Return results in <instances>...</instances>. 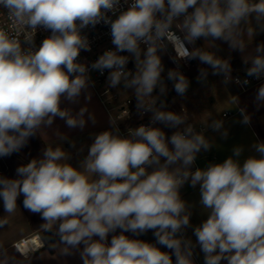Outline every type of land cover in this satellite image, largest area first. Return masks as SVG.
Returning a JSON list of instances; mask_svg holds the SVG:
<instances>
[{"label": "clouds", "instance_id": "obj_1", "mask_svg": "<svg viewBox=\"0 0 264 264\" xmlns=\"http://www.w3.org/2000/svg\"><path fill=\"white\" fill-rule=\"evenodd\" d=\"M0 10L9 21L0 25V157L19 152L57 118L69 129L95 125L86 106L62 107L65 101L78 103L82 94L91 99L93 71H107V87L131 92L136 110L150 114L148 124L126 134L110 116V127L93 134L76 166L64 147L67 142L76 148L75 142L57 131L58 142L17 167L16 178L0 176L6 214L0 228L22 196L23 209L39 215L61 255L78 253L81 264H197V248L203 264H264V141H254L251 154L235 145L222 162L197 167L212 140L187 112L169 110L161 99L168 93L166 81L178 96L186 95L191 82L181 61L206 66L198 70L200 83L209 75L229 82L230 62L196 42L215 47L220 41L243 54L264 35V0H0ZM101 23L110 28L113 48L91 64L81 62V51H91L83 30ZM41 29L50 34L37 45ZM170 48L176 67L165 77L162 57ZM244 65V85L247 77L264 78V41L255 44ZM255 103L264 107V84ZM238 111L239 123L250 125L246 109ZM207 127L222 139L229 135L222 120L210 119ZM186 184L199 187L206 215L196 226L191 224L195 204L181 196ZM189 228L195 240L187 235ZM148 231L154 243L125 234ZM0 264L17 261L5 253Z\"/></svg>", "mask_w": 264, "mask_h": 264}, {"label": "crops", "instance_id": "obj_2", "mask_svg": "<svg viewBox=\"0 0 264 264\" xmlns=\"http://www.w3.org/2000/svg\"><path fill=\"white\" fill-rule=\"evenodd\" d=\"M264 41V35L257 36L253 42L249 44V47L242 54L240 52H231L228 49L227 44L220 41L215 42V47L208 41H197L195 47H203L206 50L213 51L215 54L225 60H228L234 69H239L245 72L244 61L255 49V44ZM193 67L201 68L206 67L201 65L198 60H191ZM198 85L203 84L196 81ZM214 86H216L217 97L210 98L209 103L204 101L200 102L199 99H190L186 103L180 105V112H187L190 117V122L202 125L205 128V135L212 140L213 148L207 153H201L198 156L196 166L204 167L208 162H222L227 156L231 154V149L235 145H243L246 149L245 155L251 154L249 146L256 141H264V107H257L255 103V94L261 84H264V79L260 81H254L249 86L243 88L240 85L229 81L225 82V77L222 79L212 80ZM201 86V85H200ZM88 93L91 95V99H86V94H82L79 102L76 104H70L68 102L62 103V107H69L73 111H78L80 107L86 106L89 112L94 113L96 117V124L91 122L83 129H69L66 127L65 122L57 118L51 128L41 131L37 136L31 138L28 144L23 147L19 152L13 153L7 157H0V176L8 178H16V169L21 164L29 162L33 158H37L41 155L42 149L48 146L50 143L57 141V131L66 134L70 141H74L76 148L69 147V144L65 142L64 147L71 153V160L74 166L78 165L80 159L87 152V146L92 143L93 134L99 133L110 127L109 118L110 115L103 105L102 101L98 97L95 89L90 87ZM217 100L221 102V108L214 110L212 107L216 104ZM172 101V99L170 100ZM170 102L167 104L169 106ZM104 108L105 112L103 111ZM238 107L245 108L247 113L251 117L250 125H243L239 123L241 119L240 113L237 111ZM227 110L233 111V115L226 117L224 112ZM175 112L178 110L175 107ZM179 113V112H178ZM107 114V115H106ZM196 119L198 123L192 121ZM210 119L222 120L224 129L228 131L229 135L227 139H222L220 133L211 131L207 124ZM168 135H171L169 129H165ZM84 147V152H79L78 149ZM181 196L184 200L191 204H195L192 209L191 224L193 226L199 225L206 215L201 212L199 205V187L192 188L186 184L181 189ZM21 196L18 199V207L15 214L8 218V224L4 228H0V256L7 254L11 257H15L17 264H81V260L78 253L72 255H61V247L55 242H46L42 236L44 228L42 226V220L39 215L31 214L23 209ZM3 211V204L0 201V217L5 216ZM130 238H138L147 242H155L152 231L140 235L139 237L133 236L131 233H125ZM187 235L195 240L192 235V229L187 230ZM36 236L38 240H44L45 245L24 257L22 252L18 249V244L22 240L30 239ZM111 239V234L109 240ZM166 250V249H162ZM197 264H203V254L199 253L197 248Z\"/></svg>", "mask_w": 264, "mask_h": 264}, {"label": "built area", "instance_id": "obj_3", "mask_svg": "<svg viewBox=\"0 0 264 264\" xmlns=\"http://www.w3.org/2000/svg\"><path fill=\"white\" fill-rule=\"evenodd\" d=\"M3 11V10H0ZM9 21L7 18L3 15H0V25L7 26ZM50 33L44 30H38L35 40L36 44L39 45V43ZM83 34L86 35L90 41L91 44V51H81L79 60L81 62H86L88 64H91L94 62L106 49L113 48V45L111 43V35H110V28L107 25H104L103 23L96 25L94 28L89 27L85 30H83ZM22 38V37H21ZM189 49H191L192 46H188ZM179 51V49H177ZM171 57L176 56V52L173 51L171 48L169 49L168 53ZM187 66H191V61H181ZM129 69H134V64L130 62L128 64ZM92 81H94L93 88L95 89L98 97L102 101L103 105L105 106L106 110L108 111L109 115L117 119L120 124L119 127L121 129V132L126 134L128 128H134L139 126L140 124H148L149 123V117L150 114H144L141 115L135 107V100L132 96H127L126 98H122L120 92L118 89H111L107 87V71L103 75H101L97 71H93L90 73ZM239 78L241 83H236V79ZM246 78V73L239 69H234L228 78L229 81H232L241 87L245 88L249 86L254 81H260L264 78L257 80L252 77H247L249 79V83L247 85H244L242 81ZM241 107H238L240 109ZM237 109V111H238ZM239 112V111H238ZM233 111L227 110L224 112V116L229 117L233 115ZM194 123V122H192ZM195 124V123H194ZM197 129H203L205 131V128L202 125L196 124ZM25 240H22L17 246L18 249L22 253H28L43 247L45 245L44 240H37L35 241V244H31V247L27 249V251L23 250L21 245H23Z\"/></svg>", "mask_w": 264, "mask_h": 264}, {"label": "rangeland", "instance_id": "obj_4", "mask_svg": "<svg viewBox=\"0 0 264 264\" xmlns=\"http://www.w3.org/2000/svg\"><path fill=\"white\" fill-rule=\"evenodd\" d=\"M162 61L165 65V77H166V72L168 69L170 68H175L176 65L175 63H173L172 61V57L169 54H166L162 57ZM180 70L185 74V76L190 80V87L186 93V95L184 97H180L178 96L175 91L173 90L172 84L171 82H168V93L166 96L171 95L172 96V101H170V104L168 106L169 110L175 111V107L178 110V112L180 113L181 109H180V105L183 103H186L187 101H190V99H194V101L196 99H199L200 102L204 101L206 103H209V99L210 98H214L217 97L218 94H216V86L213 85L212 80L214 79H220V78H224V76L220 75V76H213V75H209L207 82L203 83V84H196L197 79L196 77L198 76L199 72V68H195L193 66H187L185 65L183 62H180ZM122 98H126L127 96H132L131 92L127 91V90H123V89H118ZM155 94V93H154ZM214 110H219L221 108V102L220 100H217L216 104L214 105V107H212ZM103 111L105 112L104 108L102 107ZM107 115V114H106ZM192 121H195L196 123H198V121L196 119H192ZM109 128V127H108Z\"/></svg>", "mask_w": 264, "mask_h": 264}, {"label": "bare ground", "instance_id": "obj_5", "mask_svg": "<svg viewBox=\"0 0 264 264\" xmlns=\"http://www.w3.org/2000/svg\"><path fill=\"white\" fill-rule=\"evenodd\" d=\"M38 238L36 236L31 237L30 239H26L24 244L21 245L22 249L27 251L29 247H31V244H35V241H37Z\"/></svg>", "mask_w": 264, "mask_h": 264}, {"label": "water", "instance_id": "obj_6", "mask_svg": "<svg viewBox=\"0 0 264 264\" xmlns=\"http://www.w3.org/2000/svg\"><path fill=\"white\" fill-rule=\"evenodd\" d=\"M48 235L49 234L45 233V231L42 232V236L46 240V242H52L51 238Z\"/></svg>", "mask_w": 264, "mask_h": 264}, {"label": "trees", "instance_id": "obj_7", "mask_svg": "<svg viewBox=\"0 0 264 264\" xmlns=\"http://www.w3.org/2000/svg\"><path fill=\"white\" fill-rule=\"evenodd\" d=\"M161 99H162L166 104H168V103L170 102V100L172 99V96L169 95V96L161 97Z\"/></svg>", "mask_w": 264, "mask_h": 264}]
</instances>
